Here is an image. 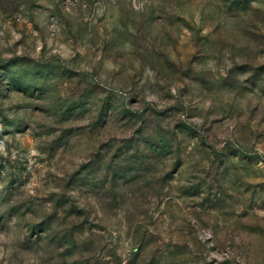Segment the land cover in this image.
Masks as SVG:
<instances>
[{
	"label": "rangeland",
	"instance_id": "1",
	"mask_svg": "<svg viewBox=\"0 0 264 264\" xmlns=\"http://www.w3.org/2000/svg\"><path fill=\"white\" fill-rule=\"evenodd\" d=\"M0 264H264V0H0Z\"/></svg>",
	"mask_w": 264,
	"mask_h": 264
}]
</instances>
